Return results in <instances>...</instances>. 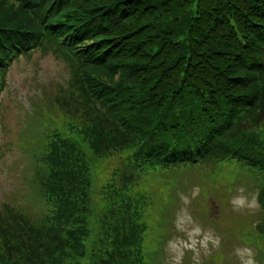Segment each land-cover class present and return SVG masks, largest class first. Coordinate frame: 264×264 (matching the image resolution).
I'll list each match as a JSON object with an SVG mask.
<instances>
[{
  "label": "trees",
  "instance_id": "trees-1",
  "mask_svg": "<svg viewBox=\"0 0 264 264\" xmlns=\"http://www.w3.org/2000/svg\"><path fill=\"white\" fill-rule=\"evenodd\" d=\"M36 52L68 77L31 103L0 264H166L180 193L224 197L230 166L264 264V0H0V93Z\"/></svg>",
  "mask_w": 264,
  "mask_h": 264
},
{
  "label": "rangeland",
  "instance_id": "rangeland-1",
  "mask_svg": "<svg viewBox=\"0 0 264 264\" xmlns=\"http://www.w3.org/2000/svg\"><path fill=\"white\" fill-rule=\"evenodd\" d=\"M67 74L62 62L51 55L42 56L37 52L28 58H20L10 67L7 86L0 94V124L3 129L0 136L5 135L2 141L4 151L0 155V204L10 201V196L15 192L25 193L19 168L15 164L21 159L20 152L26 153L34 147L32 139L37 129L33 124L35 114L32 104H37V99L41 103L48 100V96L54 94L57 84L66 81ZM17 122L22 125V139L19 142ZM259 138L264 141V128L259 131ZM236 171L243 172L233 166L228 169L226 182H231L229 185L234 184L233 173ZM246 174L243 173L241 177L247 178ZM244 184L237 186L236 190L229 185L219 184L228 193L236 191L230 194L227 201L205 193L202 194L206 198L205 204L199 200L192 201L199 193L198 188L185 194L180 193V206L174 222L178 234L165 245L166 264H212L219 254L226 255V264H246L249 260L252 264H260L256 259V253L260 255V247L257 244H252V247L243 245L248 223L243 217L255 215L258 211L254 184L248 186V189H245ZM241 188L244 189L243 195L248 198L249 204H253L254 198L255 204H246L237 210L232 200L241 194L238 191ZM28 211L35 213L36 208L29 205ZM206 213L209 221L204 222Z\"/></svg>",
  "mask_w": 264,
  "mask_h": 264
},
{
  "label": "clouds",
  "instance_id": "clouds-1",
  "mask_svg": "<svg viewBox=\"0 0 264 264\" xmlns=\"http://www.w3.org/2000/svg\"><path fill=\"white\" fill-rule=\"evenodd\" d=\"M238 191L241 194L238 196H235L232 200V203L237 210H239L240 208H243L246 204H248V206H253V204H255V198L253 200V204H249L248 198L245 195H243L244 189L241 188ZM246 264H252V261L249 260L246 262Z\"/></svg>",
  "mask_w": 264,
  "mask_h": 264
}]
</instances>
